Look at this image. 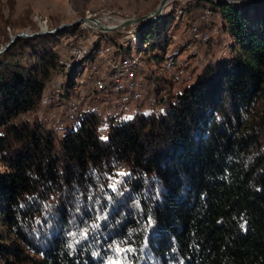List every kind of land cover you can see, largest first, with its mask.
I'll use <instances>...</instances> for the list:
<instances>
[{"label": "trees", "instance_id": "16d2710c", "mask_svg": "<svg viewBox=\"0 0 264 264\" xmlns=\"http://www.w3.org/2000/svg\"><path fill=\"white\" fill-rule=\"evenodd\" d=\"M213 4L233 35L228 57L166 111L112 119L105 136L95 110L61 135L21 116L77 23L15 36L0 52V264H264V0L252 16ZM1 11L4 43L9 27L37 28L27 7ZM161 29L135 34L153 45Z\"/></svg>", "mask_w": 264, "mask_h": 264}, {"label": "rangeland", "instance_id": "374dc122", "mask_svg": "<svg viewBox=\"0 0 264 264\" xmlns=\"http://www.w3.org/2000/svg\"><path fill=\"white\" fill-rule=\"evenodd\" d=\"M159 1L0 0L5 17H15L27 7L37 27L14 25L8 28L10 35L22 31L32 36L35 31L77 23L73 31L59 37L54 46L55 63L47 67L39 101L22 118L41 122L61 135L76 125L85 110H95L99 116L97 127L105 136L112 119L156 116L166 111L204 66L228 57L233 35L220 19V9L213 4L224 0H163L152 18L103 31L82 21L85 16L108 17L104 23L115 25L121 19L147 14ZM252 1L227 2L245 6L246 14L252 16ZM148 22L162 28L155 45L141 42L135 34L137 27ZM3 43L0 41V47ZM72 45L77 47L75 53H68ZM126 50L129 52L122 55ZM70 69L79 74L60 95ZM86 88L91 90L89 97L84 92ZM1 162L0 159V170Z\"/></svg>", "mask_w": 264, "mask_h": 264}, {"label": "water", "instance_id": "95a60500", "mask_svg": "<svg viewBox=\"0 0 264 264\" xmlns=\"http://www.w3.org/2000/svg\"><path fill=\"white\" fill-rule=\"evenodd\" d=\"M224 1H232V0H224ZM163 3V0H160L156 6V8L152 9L150 12H148L147 14H144V15H139V16H135V17H127V18H124V19H121L120 22L118 24H115V25H112V26H109V25H106V24H102V23H99L97 24V28L99 29H102V30H108V29H111V28H114V27H122L124 26L125 24L127 23H131V22H137V21H140L142 19H149V18H152V16L157 13V11L160 9L161 5ZM84 20H91L92 17L90 18H87V17H83ZM59 27H61V25H57L55 27H53L52 29H49V30H41V31H35L34 34H39L41 32H51L52 30H56L58 29ZM32 33H25V32H22V31H19V32H14L10 35V38L7 42H5L1 47H0V52L7 46V44L9 42H11L15 36H18V35H25V36H29L31 35Z\"/></svg>", "mask_w": 264, "mask_h": 264}, {"label": "built area", "instance_id": "2783aa9c", "mask_svg": "<svg viewBox=\"0 0 264 264\" xmlns=\"http://www.w3.org/2000/svg\"><path fill=\"white\" fill-rule=\"evenodd\" d=\"M107 18H108V17L102 19V18H99V17H97V16H93V18H92L91 20H92V21H97V23H96L94 26H97V24H99V23H102V24H106V25L112 26V24L104 23V21H105ZM94 26H92V27H94ZM102 31H103V30H102ZM204 35H206V34H204ZM76 48H77L76 46L72 45V46H71V51L68 52V53H75ZM84 92H86V93H87V97H89V92H91V90H90V88H86ZM44 97H45V96H44ZM94 101H96V100H94Z\"/></svg>", "mask_w": 264, "mask_h": 264}, {"label": "bare ground", "instance_id": "6f19581e", "mask_svg": "<svg viewBox=\"0 0 264 264\" xmlns=\"http://www.w3.org/2000/svg\"><path fill=\"white\" fill-rule=\"evenodd\" d=\"M85 17H87V18H90V16H85ZM93 18V17H92ZM148 20V19H147ZM82 21H84V22H88L89 24L91 23V24H93V25H95L96 23H97V21H92V20H82ZM90 27H92V25L90 26ZM93 28H95V29H97V30H101L102 31V29H99V28H97L96 26H94ZM201 33V32H200ZM197 38V37H196ZM204 40V39H203ZM124 61V60H123ZM125 61L123 62V64L125 65ZM128 63V62H127ZM98 83V82H97ZM105 84V83H104ZM119 86V85H118ZM115 88V87H114ZM117 91V90H116ZM119 91V90H118ZM138 91V90H137ZM127 97V96H126Z\"/></svg>", "mask_w": 264, "mask_h": 264}, {"label": "snow or ice", "instance_id": "6c2138e0", "mask_svg": "<svg viewBox=\"0 0 264 264\" xmlns=\"http://www.w3.org/2000/svg\"><path fill=\"white\" fill-rule=\"evenodd\" d=\"M113 187H114V185H113ZM79 235H80L81 238H84V237H86L87 233H86V231H85V232H81ZM117 251H119V248H117ZM107 264H120V262H119V261H112V260H109V261L107 262Z\"/></svg>", "mask_w": 264, "mask_h": 264}]
</instances>
